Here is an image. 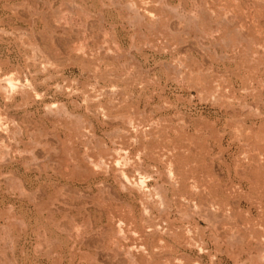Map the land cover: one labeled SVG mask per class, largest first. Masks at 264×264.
Instances as JSON below:
<instances>
[{"label": "rangeland", "instance_id": "obj_1", "mask_svg": "<svg viewBox=\"0 0 264 264\" xmlns=\"http://www.w3.org/2000/svg\"><path fill=\"white\" fill-rule=\"evenodd\" d=\"M0 264H264V0H0Z\"/></svg>", "mask_w": 264, "mask_h": 264}, {"label": "bare ground", "instance_id": "obj_2", "mask_svg": "<svg viewBox=\"0 0 264 264\" xmlns=\"http://www.w3.org/2000/svg\"><path fill=\"white\" fill-rule=\"evenodd\" d=\"M125 177V176H124ZM141 179V178H140Z\"/></svg>", "mask_w": 264, "mask_h": 264}]
</instances>
